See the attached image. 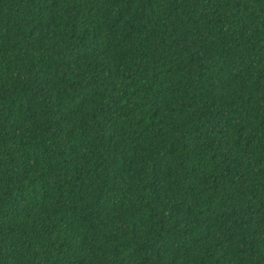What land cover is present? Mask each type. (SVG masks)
Returning a JSON list of instances; mask_svg holds the SVG:
<instances>
[{
  "label": "trees",
  "instance_id": "trees-1",
  "mask_svg": "<svg viewBox=\"0 0 264 264\" xmlns=\"http://www.w3.org/2000/svg\"><path fill=\"white\" fill-rule=\"evenodd\" d=\"M0 264H264V0H0Z\"/></svg>",
  "mask_w": 264,
  "mask_h": 264
}]
</instances>
